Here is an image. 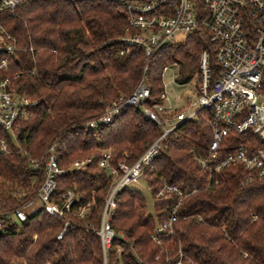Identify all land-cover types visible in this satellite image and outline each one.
Returning a JSON list of instances; mask_svg holds the SVG:
<instances>
[{"label": "trees", "instance_id": "trees-1", "mask_svg": "<svg viewBox=\"0 0 264 264\" xmlns=\"http://www.w3.org/2000/svg\"><path fill=\"white\" fill-rule=\"evenodd\" d=\"M0 25L15 40L10 66L17 75V92L37 102L32 116L20 124L19 146L37 159L57 142L58 166L67 173L57 177L52 200L59 204L60 196L71 190L76 194L73 213L90 210L83 219L66 216L70 226L60 240L56 236L64 219L45 212L4 227L0 264H102L99 238L84 226L86 222L98 227L111 186V176L99 165L102 154L110 153L112 167L130 165L162 131L134 107H124L96 130L86 123L102 115L108 104L128 96L143 77L150 90L144 106L164 104L162 79L169 66L177 67V84L194 79L198 86L203 51L214 81L220 74L214 46L208 32L198 28L185 43L163 45L149 59L140 48L127 52L120 39L137 32L128 27L120 8L106 0H38L13 12L0 11ZM206 114L201 111L197 120L181 124L145 167L143 179L153 201L150 211L135 190L124 189L117 195L111 225L131 248L115 240L109 264H165L166 252L175 253L179 247L194 264H264V180L247 182L246 172L232 166L219 175L218 185L204 189L207 173L199 169L191 151L205 154L211 144V128L202 119ZM239 144L236 138L225 139L220 157ZM88 158L91 161L83 171L70 170L72 163ZM161 179L183 192H198L180 205L174 235L158 247L149 235L168 219L176 201L173 195L153 200ZM42 181L21 152L0 155V209L32 198Z\"/></svg>", "mask_w": 264, "mask_h": 264}, {"label": "built area", "instance_id": "built-area-1", "mask_svg": "<svg viewBox=\"0 0 264 264\" xmlns=\"http://www.w3.org/2000/svg\"><path fill=\"white\" fill-rule=\"evenodd\" d=\"M34 1L38 0H0V11L13 12L17 7ZM106 1L120 8L128 27L137 32L120 39L127 47V52L130 48H140L145 58L149 59L163 45L185 43L189 35L200 28L208 32L220 74L217 79L210 81L208 56L203 51L199 68L200 84L194 88V98L186 101L175 115H169L175 107L170 104L165 90L160 95L164 104L154 105L152 109L144 106L150 90L143 77L128 96L108 104L102 115L86 123L88 128L96 130L109 124L124 107H134L162 131L130 165L117 163L116 167H112L110 153L102 154L99 165L111 176V186L101 209L98 227L84 223L86 230L99 238L102 264H109L108 253L115 240L131 248V244L123 235L116 233L111 225L117 208V195L139 184L145 167L158 157L165 139L181 124L197 120L201 111L207 112L202 119L211 128L212 141L205 154L191 153L199 169L207 173L204 189L218 185L219 175L232 166H240L246 172L247 182L264 180V0ZM15 52L14 38L0 25V155L21 152L30 168L43 176V181L33 192L32 198L17 207L0 209V231L9 225L25 223L39 212H45L64 219L63 228L56 236L60 240L70 226L66 216L75 215L83 219L90 210L87 207L80 208L73 213L76 195L71 190L60 196L59 204L52 200L57 177L67 173V170L58 166L57 142L37 159H32L19 146L20 124L32 116L37 102L17 92V75L11 72L10 66ZM145 70L146 67L143 72ZM165 103L168 105L165 106ZM228 138H236L240 144L231 145V153L220 157L221 145ZM90 161V158L75 161L70 165V170L83 171ZM160 185L153 200L161 201L173 195L176 201L168 219L149 235L151 242L158 247H162L163 239L174 235L173 224L177 220L180 205L198 192V189L183 192L163 179ZM117 252L120 255L122 248L118 246ZM164 263L194 264L185 257L180 247L175 253L167 251Z\"/></svg>", "mask_w": 264, "mask_h": 264}, {"label": "rangeland", "instance_id": "rangeland-1", "mask_svg": "<svg viewBox=\"0 0 264 264\" xmlns=\"http://www.w3.org/2000/svg\"><path fill=\"white\" fill-rule=\"evenodd\" d=\"M177 79V67L169 66L163 73V86L166 91L169 102L175 109H181L186 101L194 98V88L196 81L193 79L186 85H179L176 83ZM178 99V100H177ZM168 104L165 103V106ZM132 190L139 192L147 205V209L150 211L152 206V198L148 189L147 183L144 179L139 181V184L132 187ZM76 195V194H75Z\"/></svg>", "mask_w": 264, "mask_h": 264}, {"label": "water", "instance_id": "water-1", "mask_svg": "<svg viewBox=\"0 0 264 264\" xmlns=\"http://www.w3.org/2000/svg\"><path fill=\"white\" fill-rule=\"evenodd\" d=\"M2 234V231H0V235Z\"/></svg>", "mask_w": 264, "mask_h": 264}]
</instances>
